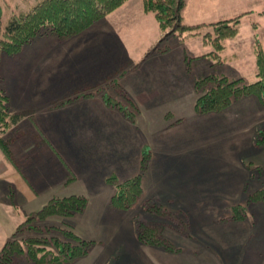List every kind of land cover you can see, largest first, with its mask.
Instances as JSON below:
<instances>
[{
	"label": "crops",
	"instance_id": "1",
	"mask_svg": "<svg viewBox=\"0 0 264 264\" xmlns=\"http://www.w3.org/2000/svg\"><path fill=\"white\" fill-rule=\"evenodd\" d=\"M224 3L186 0L184 21L224 19ZM248 30L225 41L217 65L207 55L212 45L201 36L186 40L169 36L147 54L162 32L154 15L143 10L142 0H127L76 35L37 36L16 56H8L0 84L9 96L10 112L20 119L1 135L8 151L0 146V250L26 216L53 197L75 194L87 197L88 204L74 228L96 242L86 256L63 264H103L105 254L118 251L117 264H151L137 240L133 214L110 203L114 185L108 181L111 176L118 181L134 176L144 146L152 151L142 181L145 195L186 210L192 229L202 227L211 210L216 213L223 203L241 199L249 175L244 154L252 152L253 163L264 165V150L252 146L256 128L264 126V106L256 96H246L222 111L198 115L194 79L210 73L242 77L236 66L241 61L251 62L256 75L254 43L264 42V23ZM226 59L238 68L234 75L223 73ZM112 83L137 109L133 120L108 106L98 93L65 102L99 87L121 101ZM195 122L205 127H195ZM198 131L214 135L209 136V146H203L208 136ZM199 136L203 141L197 140ZM220 171L228 173L217 183L215 173ZM194 174L201 181H193ZM210 224L214 234L201 232L194 238L206 249L192 246L191 252L210 251L212 243H219L221 253L201 264H264V201L254 204L249 221ZM202 233L210 244H205ZM138 248L143 254H137ZM96 252L98 260L93 259ZM160 255L171 262L165 264H173L172 256ZM11 264L55 263L20 257Z\"/></svg>",
	"mask_w": 264,
	"mask_h": 264
},
{
	"label": "trees",
	"instance_id": "2",
	"mask_svg": "<svg viewBox=\"0 0 264 264\" xmlns=\"http://www.w3.org/2000/svg\"><path fill=\"white\" fill-rule=\"evenodd\" d=\"M126 1L35 0L29 9L20 10L7 19H3L0 13V60L2 54L18 52L24 44L29 43L37 36L55 34L60 37H70L76 35ZM185 4L186 0H142L143 10L154 15L162 32L160 40L148 50L147 54L157 50L160 43L169 36H177L181 40L201 36L206 44L213 47V50L207 54L215 59L212 65L220 64L222 61L220 53L224 49L225 41L238 34L244 13L212 22L187 24L183 16ZM256 25L257 22H252L253 28ZM254 50L257 71L256 80L253 82L248 83L242 77L230 78L224 74L217 75L216 73L194 79L196 90L194 110L196 114L222 111L246 96H256L264 106V52L257 39L254 43ZM188 59L189 57L186 56V68L190 72ZM112 84L125 97L126 104L114 100L110 95L102 94L105 103L108 106L117 107L125 116L133 120L137 109L124 90L117 83ZM96 93L95 91L84 93L65 102ZM19 119V114L10 112L9 96L0 84V146L6 151L8 150L1 135ZM254 146L264 148V129L257 132ZM150 157L149 148L144 146L141 150L139 170L134 176L122 181H118L112 176L108 177V181L114 185V192L110 199L113 206L129 210L136 204L144 191L142 181L149 167ZM258 169L260 168L256 166V170ZM263 199L264 184L248 194L246 205L231 206L229 218L240 220L246 217L248 205ZM87 204V197L75 194L53 197L48 200L36 211L26 216L13 230L0 250V264H11L20 257H26L35 263L63 264L86 256L94 244L92 240L81 237L66 226L51 225L43 230L44 227L39 223L52 215L69 216L80 213ZM142 210L144 215L152 217L154 220L140 222L137 228V239L146 245H157L165 251H179L180 248L174 246L162 232L168 222L172 221V224L179 226L182 224L181 221H184L183 226H173L179 233L187 235L188 212L183 208L172 211L160 200L156 201L151 198L145 200ZM52 229L57 231L56 235L46 236L44 234L45 231Z\"/></svg>",
	"mask_w": 264,
	"mask_h": 264
},
{
	"label": "rangeland",
	"instance_id": "3",
	"mask_svg": "<svg viewBox=\"0 0 264 264\" xmlns=\"http://www.w3.org/2000/svg\"><path fill=\"white\" fill-rule=\"evenodd\" d=\"M224 1H225L224 5H226L225 8L227 11L226 18L235 17L237 15L244 13V15L241 19L240 26H239V30H240L242 35H243V30H244V33H247L249 31L248 26L251 27L252 22H254V20H256V22H261L262 24L264 23V14H261V12H264V0H224ZM33 3H34L33 0H0V11H1L0 13H1L3 19H7V17H9L12 14H16L20 10L25 11V10L29 9ZM245 12H247V13H245ZM260 43H261V46H262V49L264 52V42H262V40H260ZM244 47L247 50L248 44H246ZM254 52H255V50H254ZM1 56H4L0 62V81L3 82L5 70L7 69L8 65H9V61H10L8 56H16V55L14 53L13 54L4 53ZM227 57L229 59H233L232 56H227ZM219 66H221V65H219ZM223 66L225 69L223 73H225V74L228 73L230 75H234V71L238 70L237 67H235L229 63L228 59L225 60ZM236 66H238L240 68V70L243 71L242 78H244V80L246 82L249 83V82H253L256 80V75L253 74V72H252L253 68H252L251 62L241 61V62H238V64ZM188 73H189V71H188ZM233 77L234 76H232L230 78H233ZM238 77H241V76H236V78H238ZM96 90H98V91H96ZM99 90H100V92H99ZM93 91H95L101 95L105 94V92L103 91V88H100V87L96 88L95 90H92L90 92H93ZM195 92H196V90H195ZM105 95H107V94H105ZM120 95L122 97L121 101L118 100L116 97L115 98H113L112 96L111 97L114 100L120 101L122 104H126L125 100H124L125 97L122 94H120ZM195 95H196V93H195ZM198 115H202V114H198ZM180 120L181 119L178 118L175 120V122H179ZM204 120H206V119H204ZM263 122L264 121H261V123H263ZM190 124H193V123H190ZM194 124H195V127H198V126H200L199 128L205 127V124L203 125L202 122H195ZM261 129H264V126H258L256 128L255 133H254L255 134L254 139L257 135V132ZM230 132H232V131H229V133ZM198 134L202 135V136L203 135L208 136V138L206 140H204V142H203L204 147H207L211 144L210 143L211 139L209 136L213 137L214 135L210 134V132H201V131H198ZM254 139H253V145L252 146L254 148H260V150H264V148L254 146ZM197 140L203 141V138H200V136H199L197 138ZM149 150H150L151 155H152V151L150 148H149ZM255 158H257V156ZM150 159H151V157H150ZM252 159H253L252 152H248L247 156H246V154H244V157H243V161H244V165H245L244 169L246 170V167L249 169L248 170L249 175L244 180L245 181L244 184H242L245 193L241 199H232V203H230V201L223 203L222 209L218 210V212H216V213L212 212V210H211L212 214L210 215V217H207L208 220L203 221V226L200 228H196V230L192 229V227H191L192 218H191L190 214L188 213V221L189 222L187 225V235L181 234V233H179V231L177 229H175V227L183 226L182 224L184 221L182 222L180 220L182 224H180L179 226L176 224H172V221L168 222V224L165 226L162 234L174 246L179 247L180 248L179 251H177V252L165 251L164 249H162L161 247H159L157 245H146L144 243H141L137 239L140 242V244L143 245V248H146L145 249V252H146L145 256H146L147 260L150 261L151 264H165V262L169 261V260H166V259L159 257V256H161L160 254H163V255L168 254L169 256H172L171 258H173L172 259L173 264H176V262L178 264H181L182 262H189V261H191V262L200 261V264H201L202 261L209 262L210 261L209 257L211 259H213V257L219 255V253H221V252L219 250V247H216V246H218L219 243H217V244L212 243L213 245L211 246L210 251H203L202 253L199 252L197 254H195L194 252H191L192 246L194 248H197L200 250L206 249V246L200 245L199 243L194 241L195 240L194 238H197V236L200 237L201 232H205L206 236H208L209 233L210 234L213 233V232H211V230L212 231L215 230V227H213L212 224H210V223H215V225H216V224H219L220 222H224V221H228V222L229 221L234 222V221H240V220L249 221L250 215H251V210H252L254 204L261 202V201H264V199H263V200H258V201H255L253 203H250L248 205V208H247L246 217H244L240 220H233V219L229 218L231 216L230 215L231 206L237 205V204L238 205L239 204L246 205L248 194H250L253 190L262 187V185L264 184V182H263L264 180H262V178H264V165L262 166L258 163L254 164ZM256 166L260 169L256 170ZM227 173H224L223 171L222 172L220 171V173H218V174L215 173V178H216L215 181L217 182L218 180H222V178H224V176ZM231 173H233V172H231ZM205 177H206V175H205ZM225 177H227V175ZM249 178L250 179L252 178V179L250 180ZM190 180L192 181V179H190ZM193 181H201V180H199L198 176L195 175ZM211 183H212V181H211ZM197 185H200V182L195 184V186H197ZM142 198H144V199H142ZM147 198H151V197H149L148 195L146 196L145 192L143 191L142 196L138 199L136 204L131 209L128 210V212H130L131 215L133 214L132 218H134L133 223H134V226L136 228V237H137V228H138V225L140 224V222H145L147 220H149V221L154 220L152 217H148L147 215H144V211L142 210L143 204ZM151 199L156 200V201L158 200V199H153V198H151ZM168 208L172 211H175V209H172L170 207H168ZM80 213L72 214L69 216L52 215L49 218L45 219L44 221H41L39 223V225L44 227L43 230H45L48 226H51V225L58 226V227H65L66 226L67 228H71L76 234L80 235L74 228V221ZM212 218H214L213 221L209 222ZM173 225H175V227ZM198 230H200V231H198ZM56 233H57V231L54 229H52L51 231L48 230V231L44 232V234H46V236L56 235ZM81 237H83V236H81ZM202 237L205 238V240H203L205 242V244L211 243L208 241V237L206 238L204 236V234L202 235ZM83 238L88 239V240H92L94 244L96 242V240H94L92 238H86V237H83ZM190 240H192V241H190ZM94 244L92 245V247L94 246ZM125 246H126V244L124 243L122 249H124ZM129 246H131V245H129ZM213 250H216V251H213ZM136 252H137V254H140V253L143 254V249H142V251H140V249L138 248ZM98 254H100V253L99 252L94 253L93 259H96L98 257ZM120 255H121L120 251L115 252V253L111 252L109 254H105L103 264H117L116 260L120 257ZM223 256H225V255H223ZM97 260H98V258H97Z\"/></svg>",
	"mask_w": 264,
	"mask_h": 264
}]
</instances>
